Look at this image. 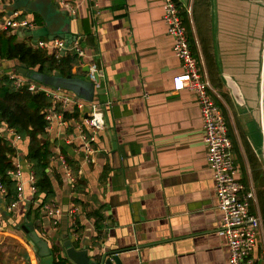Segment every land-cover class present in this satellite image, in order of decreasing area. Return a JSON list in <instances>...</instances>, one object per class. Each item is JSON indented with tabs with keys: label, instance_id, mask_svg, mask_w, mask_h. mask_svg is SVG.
<instances>
[{
	"label": "crops",
	"instance_id": "obj_1",
	"mask_svg": "<svg viewBox=\"0 0 264 264\" xmlns=\"http://www.w3.org/2000/svg\"><path fill=\"white\" fill-rule=\"evenodd\" d=\"M20 1L0 0V15L17 11L31 19L29 14L35 12L43 20L38 29H48L42 14L19 5ZM259 1L175 0L185 30L191 31L192 54L210 86L229 104L232 98L249 112L257 108L260 112L262 55L259 62L258 20L244 31L235 16L249 18L256 6L261 13L263 7L255 3ZM68 2L74 7L70 17L54 4L66 19V33L77 38L85 53L71 73L87 79L88 65L96 64L99 87L91 97L99 104L94 103L103 114L105 127L94 145L98 152L93 164L84 162L83 153L75 147L77 141L66 145L75 134L78 119L67 128L54 125L47 130L55 155L47 171L55 192L53 206L60 217L54 225L41 207L35 211L38 202L33 201L27 183L23 200L10 212L6 196L1 198L0 264H38L37 249L22 229L28 225L48 244L50 264L57 257L73 264L62 247L64 241L90 256L117 253L122 264H228L226 242L219 233L222 214L206 162L197 95L173 88V78L183 72L172 50L173 38L162 21V0ZM238 2L243 13L236 12L234 3ZM22 34H15L19 41L28 38ZM30 40L33 47L35 41ZM12 68H16V62L0 63V70ZM258 135L255 146L245 130L237 134L234 131L236 146L232 145L237 177L255 192L251 212L261 217L262 229L257 233L252 255L257 264H264V162L259 158L261 152L255 149L260 142L262 146L260 128ZM2 136L11 146L10 136ZM27 146L28 140L23 138L11 146L25 182L30 172L25 161ZM248 150L257 160L255 168H259L254 178ZM60 152L74 162L76 178L84 184L83 193L73 192L74 184L71 187L57 160ZM74 199L81 204L76 205ZM94 212L102 218L99 236ZM19 250L24 251V257Z\"/></svg>",
	"mask_w": 264,
	"mask_h": 264
},
{
	"label": "built area",
	"instance_id": "obj_2",
	"mask_svg": "<svg viewBox=\"0 0 264 264\" xmlns=\"http://www.w3.org/2000/svg\"><path fill=\"white\" fill-rule=\"evenodd\" d=\"M54 2L59 9L67 11L70 15L74 14V7L68 0H54ZM162 4V21L166 25L167 33L173 38L172 50L183 70L181 75L173 78V88L176 92L190 90L197 95L202 118V140L206 147V162L214 182L217 208L222 214L219 233L226 242L227 263L257 264L252 254L256 247L257 233L262 229V220L259 215L251 212V205L256 202L254 190L245 187L237 177L232 140L220 106V95L210 86L206 75L201 72L198 61L192 54L185 27L180 18V10L175 0H162ZM36 29L38 26L33 20L17 11L0 15V32L15 35ZM33 48L45 50L57 60L68 53H73L79 58L85 55L77 38L71 45H67L64 40L59 38L52 41L40 38L34 42ZM86 74L91 83H95L96 75L98 79L100 77L94 63L88 65ZM0 75H5L16 90L26 88L31 94L43 93L51 101V106L44 110L45 120L48 123L47 130H50L54 125L67 128L70 122L78 119L73 132L75 134L68 138L66 145L71 146L77 141L78 145L75 147L78 152L83 153L84 162L87 164L95 162V155L98 151L94 145L98 135L105 127L103 114L96 104L82 103L59 89L32 84L22 77L16 68L8 69V71L0 70ZM98 87L99 85L96 84V88ZM2 134L8 138L10 136L12 147L21 140L15 131L5 126L0 127V137L4 138ZM64 157L60 152L57 155V160L72 187L75 180ZM13 158L15 159V157ZM6 176L14 182L16 191V199L7 206V212H10L23 200V187L26 183L29 185L30 192L35 194V181L31 172L27 174L29 176L27 182L23 181L22 166L14 160L12 168L6 172ZM6 195L7 190L0 180V199ZM41 209L46 217L56 225L60 211L53 204L41 206ZM70 213L73 214L74 211L72 210Z\"/></svg>",
	"mask_w": 264,
	"mask_h": 264
},
{
	"label": "trees",
	"instance_id": "obj_3",
	"mask_svg": "<svg viewBox=\"0 0 264 264\" xmlns=\"http://www.w3.org/2000/svg\"><path fill=\"white\" fill-rule=\"evenodd\" d=\"M31 20L37 26L43 25L41 16L35 12L29 14ZM188 42L194 54V46L191 40V31L186 29ZM84 35L89 37L87 30ZM31 38L19 41L17 35H11L7 32H0V63L3 61L16 62V64L26 70H32L37 74L44 76H54L59 73L61 77H72L71 70L78 65L79 57L73 53H68L59 60L44 50L33 48ZM51 106V101L43 94L29 93L26 88L16 90L11 81L5 76L0 75V127L5 126L15 131L21 138L28 140L27 151L25 155L26 165L34 177V200L38 202L35 211L38 212L41 206L53 204L55 192L52 186V180L48 174V167L54 161V154L51 150L53 143L47 137V122L44 116V110ZM221 106V105H220ZM222 108V106H221ZM223 110V108H222ZM224 113V111H223ZM225 116V115H224ZM226 120V118H225ZM227 124V121H226ZM228 133L234 146H236L233 133H231L228 124ZM241 134V132H240ZM235 148V147H234ZM247 159L253 178L259 174V168L256 167V158L248 150ZM66 162L72 166V175L75 178L73 192L83 193L84 184L76 178V168L74 162L68 158L64 152ZM14 150L0 137V180L7 190L6 200L11 204L16 199L14 182L6 176V172L12 168ZM58 179V178H57ZM76 205H80L78 199L73 200ZM91 217V216H90ZM94 227L99 234L101 233L102 218L99 212L92 214ZM55 250L54 252H57ZM66 258L57 257L52 264H66Z\"/></svg>",
	"mask_w": 264,
	"mask_h": 264
},
{
	"label": "rangeland",
	"instance_id": "obj_4",
	"mask_svg": "<svg viewBox=\"0 0 264 264\" xmlns=\"http://www.w3.org/2000/svg\"><path fill=\"white\" fill-rule=\"evenodd\" d=\"M261 4L260 6L263 7V9L259 10V7L256 6V8L253 11V15L249 18L245 17L242 14H238L235 16V22L238 25H242V30L246 31V27H253L254 24H256L258 20V38H259V62L261 59V55L263 52V31H264V0H260ZM26 5L29 7L32 11H38L42 14V16L45 18L46 23L48 24V31L52 35L58 34L59 31L64 29L65 25V17L60 15L58 12L56 5L52 0H21L19 3ZM241 3H234V5L237 7L236 12H242L243 13V7H238L237 5H240ZM14 6H11L9 9L12 10ZM227 13V12H226ZM225 13V14H226ZM234 23V22H232ZM252 31H254L252 29ZM214 33V30H213ZM253 36H255L257 33L255 31L253 32ZM218 51V50H217ZM253 64H254V60ZM183 72V70H182ZM259 74V72H258ZM25 79L35 85H46V87H51L55 89H59L61 91L66 92L67 94L73 96L75 99L82 101L86 104L96 103L93 101V98L86 94L83 91L77 90L75 85L78 81H82L86 78L80 73L77 75L72 76L70 79L64 78V77H57V76H44L35 73L32 70L28 71L27 76ZM258 79V78H257ZM237 90V89H236ZM226 92V91H225ZM238 92V90H237ZM222 93L220 92V96ZM229 95V94H227ZM236 96V95H235ZM229 98H231V95H229ZM228 99V97H227ZM232 103L229 104L228 100L220 97V104L223 108L224 115L228 124V127L231 131V133L237 134L238 130H245V134L247 135V138L249 141L256 146L257 141L259 140V128H260V112H258V108L249 112L247 110L246 106L239 107L235 104V102L232 100ZM98 104V103H96ZM99 105V104H98ZM252 108V107H251ZM235 135V134H234ZM258 150L257 152H261L259 155V158L261 162L263 161V152H262V146L261 142L258 146V148H255ZM18 253L24 257V251L19 250ZM49 257L47 258H38V264H50Z\"/></svg>",
	"mask_w": 264,
	"mask_h": 264
},
{
	"label": "water",
	"instance_id": "obj_5",
	"mask_svg": "<svg viewBox=\"0 0 264 264\" xmlns=\"http://www.w3.org/2000/svg\"><path fill=\"white\" fill-rule=\"evenodd\" d=\"M261 4V2H255ZM30 13L31 10H28ZM69 16V13H63ZM66 29L64 28L62 33L52 35L49 33L47 27H42L33 31H25L23 32L22 36L29 37L36 41L37 39L44 38L48 41H52L55 38L62 39L66 42L67 45H71L75 40L76 37L72 36L71 34L66 33ZM68 30V29H67ZM16 69L18 73L22 77H26L28 74V70L22 68L16 64ZM86 69H83L85 72ZM54 76L61 77L59 73H55ZM70 76H67V79H70ZM96 84L99 85V79L97 75L95 76V83H91L88 79H84L82 81H78L75 85L77 90L83 91L86 94L92 96L93 93L97 90ZM43 85V84H42ZM46 86V85H43ZM48 87V86H47ZM51 88V87H50ZM233 88V87H232ZM55 89V88H52ZM235 91V89H234ZM260 130L262 134V151H263V162H264V41H263V52H262V70H261V79H260ZM23 231L27 234L29 241L31 244L37 249V257L38 258H47L51 255V251L48 248V244L40 238L36 232L34 231L33 227L28 225L24 226ZM62 247L65 251L66 257L73 263V264H122L118 254L113 252H104L102 254L90 256L87 251H76L74 247L71 245L69 241L62 242Z\"/></svg>",
	"mask_w": 264,
	"mask_h": 264
}]
</instances>
